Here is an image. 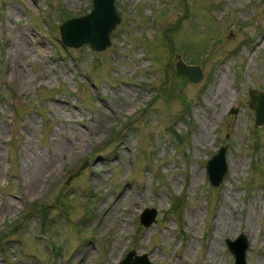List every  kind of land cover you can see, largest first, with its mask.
I'll list each match as a JSON object with an SVG mask.
<instances>
[{"label":"rangeland","instance_id":"374dc122","mask_svg":"<svg viewBox=\"0 0 264 264\" xmlns=\"http://www.w3.org/2000/svg\"><path fill=\"white\" fill-rule=\"evenodd\" d=\"M92 3L0 0V264H119L131 251L235 264L226 240L241 233L247 264H264V127L249 104L264 89V0H116L109 47L65 46L61 23ZM22 31L35 40L25 80L12 76ZM179 56L199 82L176 71ZM223 73L225 108L211 96ZM78 134L86 148L57 155L30 195L38 160ZM221 146L216 186L206 166Z\"/></svg>","mask_w":264,"mask_h":264},{"label":"water","instance_id":"95a60500","mask_svg":"<svg viewBox=\"0 0 264 264\" xmlns=\"http://www.w3.org/2000/svg\"><path fill=\"white\" fill-rule=\"evenodd\" d=\"M121 22V16L116 6V0H93L91 11L83 16L65 20L61 25V40L65 46L81 47L89 44L94 50H105L112 43L111 32ZM176 70L193 82H199L204 75L202 68L196 64H188L182 57L176 62ZM250 106L254 111L257 126L264 127V89L249 88ZM238 109H233L236 112ZM84 164L82 168H85ZM227 146H221L219 151L207 162L209 180L214 185H220L228 172ZM72 179V176L70 177ZM156 209L147 208L141 214V223L145 226L156 221ZM227 245L236 258L235 264H247V249L250 242L244 233L236 239H227ZM137 259V260H136ZM119 264H151L146 254L137 255L131 251Z\"/></svg>","mask_w":264,"mask_h":264},{"label":"bare ground","instance_id":"6f19581e","mask_svg":"<svg viewBox=\"0 0 264 264\" xmlns=\"http://www.w3.org/2000/svg\"><path fill=\"white\" fill-rule=\"evenodd\" d=\"M34 44H35V40L33 38H31L30 34H26L25 32L23 34V31H22L20 33V36L16 35L15 41L12 43V47H11L12 57H13V65H14V68H12V76L16 75V77L18 76L20 80L26 79V72H25L24 67H23V72H22V70L20 69L19 66L21 65L20 63L22 60L26 61L30 58V55L32 54V52L35 49ZM227 77H228V75L226 73L219 75V79H217L216 84H215L213 90L211 91V96L214 97L217 104H219V106L223 107V108H225V106L228 103L230 96H231V91L227 87V81H228ZM261 90H263V89H261ZM249 104H250V101H249ZM84 125H86V124H84ZM4 131H5L4 129L0 128V135ZM79 135L80 134H78V136ZM66 140L67 141H62V140L58 139V141L55 143L56 144L55 152L53 154H50L49 156H47L45 159L41 158L38 160L35 178L31 182L28 183L29 184L28 185V192L30 195L37 196L44 191L43 186H41L42 184L40 183L41 179L46 177L47 173L55 168L53 165V162H54V159L56 158L57 155L61 154V156H62V154L68 152L69 157H74L80 151L85 149L86 145H87L86 138H83L82 135L79 136V138L77 139L76 142L69 140L68 138H66ZM207 174H208V172H207ZM208 176H209V174H208ZM126 196L127 195L124 194L122 197H120L118 199V201L119 202L122 201L124 198H126ZM235 260H236V258H235Z\"/></svg>","mask_w":264,"mask_h":264},{"label":"trees","instance_id":"16d2710c","mask_svg":"<svg viewBox=\"0 0 264 264\" xmlns=\"http://www.w3.org/2000/svg\"><path fill=\"white\" fill-rule=\"evenodd\" d=\"M162 90H163L164 94H166V93L171 94V90H169V89H166V90H165V89L162 88ZM179 204H180V203H178V204H177V203H176V204H172V206H173L175 209H177V208L179 207V206H178Z\"/></svg>","mask_w":264,"mask_h":264}]
</instances>
